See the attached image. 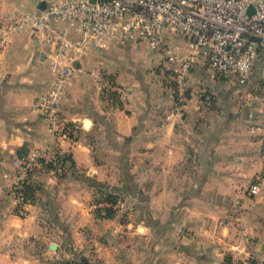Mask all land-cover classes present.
Wrapping results in <instances>:
<instances>
[{"label": "crops", "instance_id": "1", "mask_svg": "<svg viewBox=\"0 0 264 264\" xmlns=\"http://www.w3.org/2000/svg\"><path fill=\"white\" fill-rule=\"evenodd\" d=\"M49 1L0 0V13H37ZM180 40L170 32L165 42ZM144 42L128 38L76 63L60 107L74 138L54 136L33 109L54 79L41 37L20 32L0 47V264H224L239 228L264 264V191L249 194L264 165V51L245 84L194 64L177 111L172 85L158 79L162 52L144 58ZM92 69L128 90L123 108ZM44 146L66 160L36 166L38 200L21 217L12 188L19 151ZM97 185L121 195L116 217L96 216Z\"/></svg>", "mask_w": 264, "mask_h": 264}, {"label": "built area", "instance_id": "2", "mask_svg": "<svg viewBox=\"0 0 264 264\" xmlns=\"http://www.w3.org/2000/svg\"><path fill=\"white\" fill-rule=\"evenodd\" d=\"M25 31L39 35L47 45L46 60L54 75L50 90L36 97L33 109L45 115L54 136L72 138L76 126L62 116L60 107L76 63L83 57L128 38L145 41L150 51L163 49L160 78L177 88L176 109L181 110L188 100L186 78L196 63L204 61L230 78L235 75L240 84L248 81L264 51V0H51L37 13L20 9L0 13V47ZM170 32L181 40L166 43ZM89 74L102 93L127 97L128 90L105 73L92 69ZM54 155V149L44 146L19 157L12 188L21 216L28 211L23 191L29 171ZM263 189L264 166L249 192L257 196ZM218 224L226 223L221 218ZM245 233L241 228L227 239L224 264H262L244 249Z\"/></svg>", "mask_w": 264, "mask_h": 264}, {"label": "trees", "instance_id": "3", "mask_svg": "<svg viewBox=\"0 0 264 264\" xmlns=\"http://www.w3.org/2000/svg\"><path fill=\"white\" fill-rule=\"evenodd\" d=\"M108 77L112 81H115L114 77L112 76H108ZM107 97H110L120 108L124 107V103L123 101H121L118 93L109 92ZM71 136L73 138L76 137L77 132L75 134H72ZM27 152L28 150L20 149L19 157L24 156ZM54 156L55 157L51 161L41 160L40 163L44 165L47 169H58L59 166H61L63 162L66 160V157L56 153ZM35 168L29 171L28 180L25 181L24 183L23 192H24L25 200L28 204L32 202H36L38 200L39 182L37 181V179H35V177H33ZM122 201H123L122 197L117 191H114L113 189H109V187L104 185H97V193L94 199L96 216L98 218H107V219L116 217L118 215L119 208H115V206L121 204ZM104 202L109 203L111 205H101V203ZM68 264H89V261L87 259H81L79 262H70Z\"/></svg>", "mask_w": 264, "mask_h": 264}, {"label": "rangeland", "instance_id": "4", "mask_svg": "<svg viewBox=\"0 0 264 264\" xmlns=\"http://www.w3.org/2000/svg\"><path fill=\"white\" fill-rule=\"evenodd\" d=\"M171 34H173V35H175L174 33H172L171 32ZM142 48H143V53L144 54H146V55H144L145 57L144 58H147V57H149V56H151V51L149 50L148 51V48H146V45H145V42H144V45H142L141 46ZM157 51H159V52H156V51H154V52H156L157 54L159 53H161L163 56H162V58L159 60V63H158V74H159V77H158V79L163 83V81H162V78H160V72H161V67H162V65H163V61L165 60V52H163V50H157ZM155 54V53H154ZM172 85V84H171ZM171 87V86H170ZM172 90H173V92H174V94L175 95H177V88H175V86L174 85H172V88H171ZM188 91V90H187ZM177 97V96H176ZM176 104H177V100H176V103H175V109H176ZM182 107H183V105H182ZM177 110V109H176ZM177 111H179V110H177ZM37 149V148H36ZM31 150H35V148H33V149H31ZM30 150V151H31ZM39 165V164H38ZM264 166V165H263ZM263 168V167H262ZM17 169V168H16ZM262 170V169H261ZM261 170L257 173V174H259L260 172H261ZM15 173H17V170H16V172ZM17 174H15V176H16ZM14 176V175H13ZM14 176V177H15ZM13 177V178H14ZM250 187V186H249ZM264 191V189L262 190V192ZM249 194H250V192H249ZM259 195V194H258ZM252 197H256V196H253L252 195ZM125 203V202H124ZM127 206V204L125 203L124 204V208ZM18 213V212H17ZM18 215L19 216H21L19 213H18ZM28 215V211L26 212V214L25 215H23V216H21V217H26ZM241 228H239L237 231H239ZM245 232H246V230H245ZM245 235L247 236V233H245ZM226 236H228V235H226ZM234 236V235H233ZM231 238H233V237H231ZM228 239V238H227ZM243 247H244V245H243Z\"/></svg>", "mask_w": 264, "mask_h": 264}, {"label": "water", "instance_id": "5", "mask_svg": "<svg viewBox=\"0 0 264 264\" xmlns=\"http://www.w3.org/2000/svg\"><path fill=\"white\" fill-rule=\"evenodd\" d=\"M91 1H92V2H95V0H91ZM55 246H56V244H53V245H52V247H55Z\"/></svg>", "mask_w": 264, "mask_h": 264}]
</instances>
